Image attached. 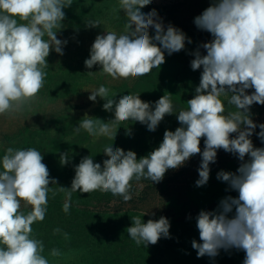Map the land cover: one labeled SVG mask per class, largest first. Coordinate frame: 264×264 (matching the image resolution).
<instances>
[{
	"label": "clouds",
	"instance_id": "obj_1",
	"mask_svg": "<svg viewBox=\"0 0 264 264\" xmlns=\"http://www.w3.org/2000/svg\"><path fill=\"white\" fill-rule=\"evenodd\" d=\"M72 2L0 0V116L22 114L38 98L50 50L63 54L66 41L57 39V31L63 27V9ZM150 3L119 0L118 9L127 17L123 32L98 35L85 66L91 69L98 64L113 80L146 76L165 62L164 50L171 55L184 49L186 39L192 42L171 25L165 30L155 10L143 13L141 9ZM194 23L211 33L213 40L202 45L206 55L197 50L191 61L193 70L202 66L203 71L194 98L187 101L186 109L178 111L181 127L174 132L166 130L159 147L139 160L135 152L111 145L103 150L108 157L103 167L91 156L82 158L75 167L71 188H58L65 194L63 211L69 212L72 193L77 191L111 192L130 201L133 180L159 183L169 169H177L196 154L202 156L196 185L203 186L209 180V164L216 161L217 150L223 149L242 161L237 173L221 171L217 176L238 192V198L228 196L217 210L198 214L196 226L202 243L193 240L192 247L198 257H215L221 249L235 248L245 252L243 264H264V148H255L249 138L257 127L250 118V106L264 105V0H213ZM86 24L100 26L98 20ZM150 27L155 29L154 36L149 35ZM247 89L254 92L246 94ZM98 96L106 101L103 109L114 112V119L104 122L85 115L74 133L83 129L94 138L114 139L118 125L129 120L155 131L165 115L175 111L170 95L156 101L154 110L139 94L123 95L118 101L109 98L110 89L104 85L91 91L89 99L96 101ZM221 97L236 111L226 113ZM259 128L258 135L264 141V124ZM233 133L235 138H231ZM202 137L206 139L201 152ZM246 155L249 159L245 162ZM42 160L41 152L31 147H8L0 159V264H49L42 255L43 242L32 236V225L45 218L49 193L53 197L57 194L49 187L57 181L50 179ZM60 162L68 163L67 154H61ZM22 202L31 206L27 213L21 210ZM233 209L235 214L230 218ZM131 219L127 233L137 246L169 238L167 218L147 223L139 216ZM64 235L67 238V233ZM60 255L58 249L51 250V256Z\"/></svg>",
	"mask_w": 264,
	"mask_h": 264
},
{
	"label": "rangeland",
	"instance_id": "obj_2",
	"mask_svg": "<svg viewBox=\"0 0 264 264\" xmlns=\"http://www.w3.org/2000/svg\"><path fill=\"white\" fill-rule=\"evenodd\" d=\"M169 1L151 0V3L144 6L141 11L147 14L155 10L157 12L156 19L162 22L160 16L166 10L164 5ZM118 4L119 0H73L69 7L64 8L63 27L57 31V39L62 42L66 41L62 45L63 54L50 50V54L46 58L48 67L45 72L47 75L44 87L38 93V98L22 114L15 117L0 116V159L8 147L15 149L36 148L43 156L42 162L49 170L50 179L57 181L55 185L51 183L49 185L57 190V194L53 197L52 193H49L44 220L32 225L33 238L41 237L42 241L44 238L42 229L45 223L53 219L56 213L58 214V219L64 230L52 232L46 242L59 241V244H63L64 241L65 245L58 257L51 256V250L42 253L49 260V264H99L95 256L97 255L99 258L102 254L89 253L85 243H82L78 250L66 244L69 238L75 236L73 233L76 230L74 227L76 222L91 230L100 227L101 224L114 228L117 223H121V226H126L123 229L132 226L131 217L134 216L127 215L125 219L116 221L117 218H110L105 214L92 212L93 214L89 215L88 211L77 209L78 207L94 208L101 203L103 198L118 200L122 196H113L111 192L100 190L92 193L77 191L72 193L71 207L69 212L65 213L63 211L65 194L59 192L58 188L61 186L71 188L75 167L86 156H91L94 163H100L103 167V161L108 158L103 152L105 146L111 145L113 148H121L125 152L133 151L139 160L159 147L166 130L174 132L178 127H181L177 118L178 111L182 108L186 109L187 101L194 98L203 71L201 68L197 70L191 68V61L194 59L192 57L195 56L194 53L197 50L201 51L203 42L213 40V36L206 37L202 34L182 31L192 42L188 43L186 39L184 49L171 55L164 50L165 62L158 68L152 69L151 73L146 76L113 80L110 76L102 73L101 66L98 64L91 69L87 68L85 60L90 58L91 46L98 35L106 36L107 31H116L118 35L123 32L127 17L124 16L122 10L118 9ZM88 20H98L100 26L89 27L86 24ZM165 30L167 29L165 28ZM149 35H155L154 28H149ZM157 46H160L158 42ZM89 72L92 73L89 74ZM101 85L110 89L109 98L116 101L123 95L139 94L140 99L149 102L153 110L156 101L164 95H170L175 111L170 115H165L155 131H149L145 124L138 121L129 120L118 125L114 139L106 136L94 138L83 129L78 134L74 133L73 129L79 126L85 115L104 122L114 119V112L103 109V104L106 102L104 99L99 96L96 101L89 99L91 91L98 89ZM252 92L254 89H250L246 94L250 95ZM112 93H115V96H112ZM221 99L225 103L226 113L236 111L234 106L227 104L224 97ZM261 108L264 109V105L254 103L250 106V116L257 115ZM61 154H67V164H61ZM2 170V166H0V171ZM211 178L207 181L209 184L202 187L217 193L222 187L215 184L219 182L217 177ZM146 180H133L131 194L135 196L143 188ZM211 181L214 185L210 184ZM223 189L218 192L219 201L228 196L238 198L236 190L229 186L223 187ZM226 190H230V192L227 193ZM192 196L196 200L205 199L199 190ZM234 214L235 209L228 216L231 218ZM72 216H76V219H71ZM96 218L97 220L94 221ZM148 220L144 219L143 222L147 223ZM91 230L81 236L84 238L86 235L89 238L92 236ZM65 233H67V238H65ZM193 240L202 243L199 233L183 240L180 256L171 264H243L245 252L235 248L221 249L215 257L207 255L198 257L197 250L192 247ZM51 247L55 248L52 245ZM148 249V246H144L140 247L138 251Z\"/></svg>",
	"mask_w": 264,
	"mask_h": 264
},
{
	"label": "trees",
	"instance_id": "obj_3",
	"mask_svg": "<svg viewBox=\"0 0 264 264\" xmlns=\"http://www.w3.org/2000/svg\"><path fill=\"white\" fill-rule=\"evenodd\" d=\"M212 3L213 0H170L169 3L164 5L166 10L160 16L163 26L167 29L171 25L183 32L198 33L206 37L212 36L211 33L199 29L194 23L195 18L201 15ZM206 43L209 42H203V44ZM201 48L200 54L202 56L206 55V49L202 45ZM192 58L195 59V56ZM201 69H203L202 66ZM249 90L245 91L248 92ZM250 118L257 127L249 138L255 148H264V141L258 135L261 131L259 125L264 124V109H259L258 114L251 115ZM236 135L233 133L231 138H235ZM205 139L202 137L200 141L201 152L205 147ZM248 159L249 157L246 155L245 162ZM201 161V154H196L177 169H169L159 183L146 180L143 188L135 196L131 194L132 199L130 201L125 202L123 197L118 200L116 198L115 200L103 198L102 200L100 199L101 203L97 207L90 209L87 207L77 208L80 211H88L89 215L93 214L92 212L105 214L110 218H117L115 219L116 221L125 219L127 215L129 217H142V222L144 219L153 218L155 221L165 217L170 224L169 238L161 237L155 245H147L149 247L148 250L138 251L144 245L137 246L127 233V228L123 229L126 226H121V223H117L114 228L101 224L100 227L98 226L91 230L76 222L74 226L76 230L73 233L75 236L69 238L66 244L78 250L80 249L79 246L85 243L89 253L102 254L99 258L97 255L95 256L99 264H171L180 256L183 240L185 241L187 238L199 233L196 226L198 214L202 210L209 212L217 210L220 204L219 197H217L218 192L224 190L223 187L229 186L227 182L219 179V182L215 184L222 188L217 193L216 191H209V189L207 190L202 186H197L196 181L199 179L198 169ZM241 163L242 161L239 160L238 155L218 149L216 161L209 164V178L217 177L221 171L237 173ZM210 184L214 185L212 181ZM197 190L205 197L204 200L194 199L192 195L196 194ZM226 191L227 193L230 192V190ZM21 210L28 212L31 210V206L25 207L22 204ZM74 218L76 219V216H72L71 219ZM96 220L97 218L94 221ZM49 222H51L50 225H47ZM57 228L64 230L56 213L53 219L46 222L42 229L44 234L42 242L45 252L54 249L51 245L55 246V249L60 252L63 250L64 241L63 244H59V241L46 242L49 235L52 232H56L55 229ZM89 230H91L92 236L88 238V236L84 235L83 238L81 235ZM40 238L38 237L37 239L39 240ZM70 251L73 252V250Z\"/></svg>",
	"mask_w": 264,
	"mask_h": 264
}]
</instances>
